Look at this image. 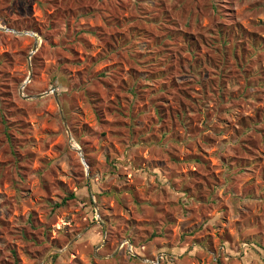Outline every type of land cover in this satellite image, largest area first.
<instances>
[{
	"label": "rangeland",
	"instance_id": "rangeland-1",
	"mask_svg": "<svg viewBox=\"0 0 264 264\" xmlns=\"http://www.w3.org/2000/svg\"><path fill=\"white\" fill-rule=\"evenodd\" d=\"M0 26V264H264V0H0Z\"/></svg>",
	"mask_w": 264,
	"mask_h": 264
},
{
	"label": "trees",
	"instance_id": "trees-1",
	"mask_svg": "<svg viewBox=\"0 0 264 264\" xmlns=\"http://www.w3.org/2000/svg\"><path fill=\"white\" fill-rule=\"evenodd\" d=\"M226 30V29H225ZM218 34L219 35H223L222 33H223V31H222V28H219L218 29ZM227 41V36L225 37L224 35H223V38H221V39H219V40H217V42H215L217 45H219V46H221V48L226 44L225 42ZM220 48V49H221ZM245 47L243 46L242 47V49H244ZM235 48L233 47V51H235L234 50ZM239 49H241V46L239 47ZM85 159H86V161H87V163L90 165V162L88 161V159L86 158V156H85ZM68 197L70 198H73V197H76V194H74V193H70L69 195H68ZM67 197H65L64 198V200L62 201L63 203H64V201H65V199H66Z\"/></svg>",
	"mask_w": 264,
	"mask_h": 264
},
{
	"label": "water",
	"instance_id": "water-1",
	"mask_svg": "<svg viewBox=\"0 0 264 264\" xmlns=\"http://www.w3.org/2000/svg\"><path fill=\"white\" fill-rule=\"evenodd\" d=\"M0 28H2V27L0 26ZM2 29L7 30L6 28H2ZM35 49H36V45L33 46L32 51H34ZM29 78H30V75L28 76L27 80H29ZM72 147L78 153V155H79L80 160L82 161V163L85 164V165H87L86 162H85V159H84V156H83V153H82L81 149L79 147H76V146H72Z\"/></svg>",
	"mask_w": 264,
	"mask_h": 264
}]
</instances>
